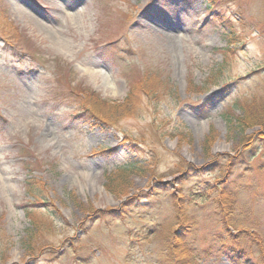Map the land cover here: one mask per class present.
<instances>
[{
    "label": "rangeland",
    "instance_id": "374dc122",
    "mask_svg": "<svg viewBox=\"0 0 264 264\" xmlns=\"http://www.w3.org/2000/svg\"><path fill=\"white\" fill-rule=\"evenodd\" d=\"M1 1L45 57L71 65L77 81L102 99L125 100L126 73L134 65L162 70L173 87L167 95L159 94V101L144 98L143 112L118 127L94 126L71 114L65 99L45 94L43 85L53 79L50 67L31 65L23 50L0 38V264H157L155 240L133 250L122 249L121 242L129 235L138 239L144 225L166 224L176 217L166 201L116 222L112 229L93 220L88 224L92 229H85L83 218L94 209L116 208L126 198L107 190L104 175L129 161L139 172L117 185L119 194L148 190L159 174L176 190V154L203 168L211 156L241 149L248 138L244 140L226 116L231 109L241 113L237 99H264V0H222L216 10L230 19L232 32L209 9V0ZM102 10L108 18L105 29L100 25ZM123 14L126 21L120 23ZM197 86L203 89L197 91ZM258 130L251 128L248 134ZM153 131L160 136L153 137ZM263 146L258 143L253 149L258 157L250 158L231 206L257 220L264 237ZM151 149L154 155H148ZM30 176L44 181L43 200L60 213L57 217L44 206L34 213L33 222L41 228L39 244L50 245L34 255L25 243L32 227L26 207L37 204L26 188ZM217 177L218 172L208 171L194 184L204 188ZM219 178L222 187L226 176ZM209 197L188 212L200 220L195 264L257 263L258 258L246 252L236 262L222 252L221 242L214 239L224 212ZM61 234L69 240L60 243ZM76 239L85 249L77 255L66 253Z\"/></svg>",
    "mask_w": 264,
    "mask_h": 264
},
{
    "label": "trees",
    "instance_id": "16d2710c",
    "mask_svg": "<svg viewBox=\"0 0 264 264\" xmlns=\"http://www.w3.org/2000/svg\"><path fill=\"white\" fill-rule=\"evenodd\" d=\"M100 2L106 3L107 1L100 0ZM208 2L210 3L209 9L216 12L222 22L229 27L228 30L232 32L233 24H231L230 19L223 12L216 10L222 6L223 1L209 0ZM103 13L105 12L103 11ZM106 13L100 18L102 29L107 27L108 18ZM125 21L123 14L119 17V22L124 23ZM0 38L8 45L23 50V53L30 57L31 65L50 67L53 71V79L46 81L43 85L46 90L45 94L54 100L65 99L71 106V114L94 126L104 128L118 127L121 121L136 118L143 112L144 108H141V102L144 98L149 103H153L154 100L159 101L161 100L159 94L161 97L165 96L168 94L167 91L172 90L173 87L170 79L162 73V70L151 67L135 68L136 65H134L126 73L129 90L125 100L122 103H114L102 99L96 92L77 81L74 75L75 70L71 65L58 57L54 59L45 57L44 53L42 54L39 51L30 38L22 34L1 0ZM202 89L203 87H196L197 91ZM236 106L241 109V113L235 114L232 111L233 109H231L226 117L231 127L238 129L242 133L244 140L248 138L247 141H242V147L236 154H218L215 157L211 156V150H207V156L214 158L203 168L192 167V165L185 163L176 154L179 159L175 161L172 169L174 173L179 172L175 178L179 184L176 188L177 191L173 188L172 183H165L161 177L162 174H159L157 175V181L155 180L148 190H142L135 195H127L128 193L126 192H120L119 194L116 190L117 185L120 182L124 184L123 181L129 174L139 172V167L134 162L129 161L127 166L120 167L116 171L107 172L104 175L106 177L107 190L117 197L124 195L126 198L116 208L94 209L88 212L86 217L83 218L85 229H92V227H88L89 222L92 220L95 223L101 221L100 224H104L105 228L112 229L116 227V222L130 218L132 215L140 213L143 209H154L156 204L166 201V204L168 203L172 206L176 217H173L174 219L171 218L166 224L157 222L152 225L142 226L143 231L140 237L137 239L129 235L128 239L126 238L121 242V247L122 249L133 250L136 247H144L155 240L156 246L152 250V254L157 264H195L196 255L199 253L196 246L197 235L195 234L199 229L200 220L195 214H188V212L190 206L194 203L197 204L199 200H208L210 199L209 196H212V201L224 212L221 218V232L215 235L214 239L221 242L222 252L234 262L246 252L248 255H254L258 258L255 264H264V237L263 233L260 232L259 222L257 220H249L246 217L248 212H234L235 210L231 206L233 199L239 196L238 191L235 190L240 187L238 182L242 174L245 173L244 170L250 168V158L255 159V157H258L257 153L253 154V149L258 143H264V141H255L257 139L264 140V99H237ZM251 128H258L259 130L252 136L248 134ZM152 135L153 137L160 136L156 131H153ZM141 143L145 144L144 141H141ZM112 151L109 150L108 152L111 153ZM147 153L148 155H154L153 149ZM25 156H29V154L25 153ZM27 162H32V159ZM243 166L245 167L243 168ZM260 167L258 166L257 169H260ZM208 171L218 172L217 179L213 182H206L204 188L203 186L197 187L194 182ZM219 176H226L222 187L218 185V181L221 180ZM43 183L44 181L35 176H30L26 180V188L36 199V203L40 205L38 206L34 203L32 206L26 207V213L32 223V227L28 231L25 243L28 245L29 252L33 255L39 253V251L42 252L44 247L48 248L50 246L44 243L39 244L40 235L38 229L41 228L38 227L35 221L33 222L35 220L34 213L42 212L44 210L42 206H44L46 207L44 211L60 217L59 210L55 208L56 206L43 200L46 196ZM225 209L228 210L225 212ZM60 238V243L69 240L68 237L66 239L62 237V234ZM1 242L2 240H0ZM68 247L70 249L65 252H72L76 255L85 249L81 239L73 240Z\"/></svg>",
    "mask_w": 264,
    "mask_h": 264
}]
</instances>
